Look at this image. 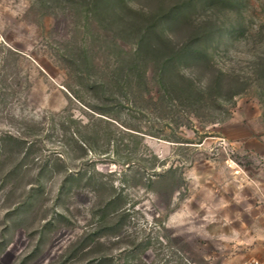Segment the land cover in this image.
Returning a JSON list of instances; mask_svg holds the SVG:
<instances>
[{
    "label": "rangeland",
    "instance_id": "rangeland-1",
    "mask_svg": "<svg viewBox=\"0 0 264 264\" xmlns=\"http://www.w3.org/2000/svg\"><path fill=\"white\" fill-rule=\"evenodd\" d=\"M175 1L0 0V264H84L120 253L122 264H244L264 253V0L198 1L186 23L164 30L181 42L209 20L221 25L212 66L183 69L202 85L221 70L225 90L244 88L220 108L208 100L195 113L170 111L147 63L145 79L118 91L117 119L102 120L88 107L102 103L81 65L70 63L86 58L91 78L109 80V66L127 62L137 43L123 22L133 17L128 8L154 13ZM7 134L27 144H7ZM95 168L124 188L132 219L120 237L72 257L109 192L60 186L67 171ZM169 168L176 171L148 181Z\"/></svg>",
    "mask_w": 264,
    "mask_h": 264
},
{
    "label": "trees",
    "instance_id": "trees-1",
    "mask_svg": "<svg viewBox=\"0 0 264 264\" xmlns=\"http://www.w3.org/2000/svg\"><path fill=\"white\" fill-rule=\"evenodd\" d=\"M92 1L96 7L103 6L106 8L115 5H125L126 7L127 2V0ZM198 1L215 3L218 0H177L171 6L160 8L154 13H140L128 8L133 13V17L123 22L127 28L135 33L137 43L132 55H130L131 58L127 62L109 66L108 70L112 77L109 80L91 78L83 68V64L89 65L88 62H85L86 58L82 57V60L74 57L69 58L72 65L77 67L81 65L78 72L81 77H85L89 91L102 103L101 105H88L91 110L101 115L98 117L102 120L105 119L103 116L117 119L113 115L122 101L118 97V91L127 95V91H124L127 85H131L132 77L140 80L145 79L144 68L147 63H151L154 67V77L160 85L161 93L158 100L167 105L170 111L176 113H195L198 108L206 106L208 100L220 108V101L228 100L244 89L232 90L229 88L225 90L226 75L221 70H217V73L205 85L199 84L193 77L183 72V69L188 67L212 66L210 50L224 35L221 25L213 20L194 28L181 42H174L164 34L167 27L172 28L186 23L190 18L191 9L196 6ZM226 1L228 4H233V0ZM135 130L140 131L139 129ZM111 134L108 136L110 140L113 139ZM134 135L138 137L139 134L133 133L132 136ZM2 140L7 144L17 145L21 148L27 144L26 140L12 134L2 136ZM173 141L187 142L178 138ZM80 147L85 153H88L87 148ZM57 156V160L62 162L61 168L65 167L63 156ZM154 157L156 158V156ZM175 171V168H169L162 173L151 174L147 179L149 182L156 178L163 179L167 174ZM74 185H85L98 193L108 191L109 197L100 202L104 205L98 209L100 219L96 226L86 231L73 244L70 254L72 257L77 256L83 250L87 251L88 248L102 246L105 237H120L132 219L131 208L124 206V204H128V196L125 194L124 188L105 180L103 174L96 168L93 172L67 171L60 186V192L69 190ZM58 216L60 217L58 222L65 220L62 213H59ZM134 250L133 248L127 249L124 253L131 254ZM121 259L122 253L117 255L103 254L84 264H122Z\"/></svg>",
    "mask_w": 264,
    "mask_h": 264
},
{
    "label": "built area",
    "instance_id": "built-area-1",
    "mask_svg": "<svg viewBox=\"0 0 264 264\" xmlns=\"http://www.w3.org/2000/svg\"><path fill=\"white\" fill-rule=\"evenodd\" d=\"M244 264H264V253L259 256L249 258L244 262Z\"/></svg>",
    "mask_w": 264,
    "mask_h": 264
}]
</instances>
